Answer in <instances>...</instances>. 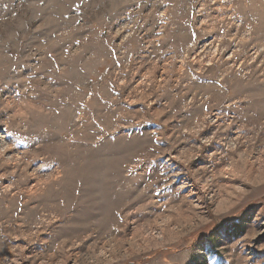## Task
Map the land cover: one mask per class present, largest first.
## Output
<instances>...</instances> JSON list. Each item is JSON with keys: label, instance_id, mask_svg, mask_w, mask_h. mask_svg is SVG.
<instances>
[{"label": "rangeland", "instance_id": "374dc122", "mask_svg": "<svg viewBox=\"0 0 264 264\" xmlns=\"http://www.w3.org/2000/svg\"><path fill=\"white\" fill-rule=\"evenodd\" d=\"M0 158V264H264V0H0Z\"/></svg>", "mask_w": 264, "mask_h": 264}, {"label": "bare ground", "instance_id": "6f19581e", "mask_svg": "<svg viewBox=\"0 0 264 264\" xmlns=\"http://www.w3.org/2000/svg\"><path fill=\"white\" fill-rule=\"evenodd\" d=\"M25 156V154L23 155V157ZM1 159V158H0ZM22 160V159H21Z\"/></svg>", "mask_w": 264, "mask_h": 264}]
</instances>
